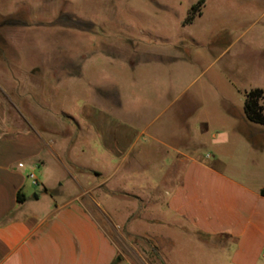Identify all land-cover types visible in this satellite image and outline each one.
Here are the masks:
<instances>
[{
    "label": "crops",
    "instance_id": "crops-1",
    "mask_svg": "<svg viewBox=\"0 0 264 264\" xmlns=\"http://www.w3.org/2000/svg\"><path fill=\"white\" fill-rule=\"evenodd\" d=\"M100 67L82 66L79 78ZM167 67L147 69L164 74ZM185 67L192 70L189 63ZM70 83L50 82L49 90H63L65 99ZM40 90H21L16 102L0 91V264H150L134 242L138 238L149 242L159 264H264V159L256 155L264 150V125L246 117V96L237 118L246 130L233 132L232 123L220 116L225 123L210 133L209 118L192 117L189 129H177L181 143L173 145L166 124L154 128L156 117L125 118L94 103H84L73 115L66 99L59 104L60 116L53 108L57 100L52 105L50 97L44 105ZM189 90L190 83L177 98ZM211 90L217 102L229 101L225 86ZM200 107H192L191 114L199 115ZM159 147L167 151L151 160L154 169L146 165L136 172L135 163ZM104 157L110 169L97 166ZM88 174L98 177L96 187L107 182L115 197L134 200L136 209L100 212L101 201L88 194ZM138 220L158 229L139 230Z\"/></svg>",
    "mask_w": 264,
    "mask_h": 264
},
{
    "label": "rangeland",
    "instance_id": "rangeland-1",
    "mask_svg": "<svg viewBox=\"0 0 264 264\" xmlns=\"http://www.w3.org/2000/svg\"><path fill=\"white\" fill-rule=\"evenodd\" d=\"M198 1L0 0L1 94L16 102L21 90L26 93L32 86L39 87L40 101L48 106L50 97L52 105L57 100L53 108L62 116L63 90L54 94L49 83L62 86L69 80L72 90L65 98L66 109L73 115L84 103H94L125 118L149 121L156 117L154 128L166 124L165 134L173 145L181 143L177 129H189L186 125L192 117L209 118L210 133L224 122L220 116L232 123L233 132L246 130L237 119L241 101L250 89L264 87V0H206L202 14L184 23ZM86 56L91 60L82 62ZM105 56L118 61L105 60ZM161 63L169 66L164 74L149 71ZM188 63L192 70L185 67ZM178 64L181 68L175 69ZM84 65L85 71L91 65L101 67L79 78ZM78 82L84 84L78 87ZM188 83L190 90L177 98ZM220 85L226 87L229 101L214 99L211 87ZM28 96L23 98L25 104L30 103ZM121 101L134 103L127 107L119 105ZM198 103L203 110L193 116L192 107ZM223 107L231 114L223 113ZM47 118L45 113L41 119ZM158 149L138 160L134 170L146 165L154 169L156 162L151 160L167 151ZM256 155L264 159V150ZM97 162L110 169L109 158ZM88 176V194L101 201L100 212L116 208L123 214L136 209L134 200L115 197L107 182L96 187L98 177ZM118 180L131 187L130 182ZM136 224L139 230L158 229L139 220ZM134 242L150 264H159L147 240Z\"/></svg>",
    "mask_w": 264,
    "mask_h": 264
},
{
    "label": "trees",
    "instance_id": "trees-1",
    "mask_svg": "<svg viewBox=\"0 0 264 264\" xmlns=\"http://www.w3.org/2000/svg\"><path fill=\"white\" fill-rule=\"evenodd\" d=\"M206 0H199L193 4L184 23H191L196 16L202 14V7ZM244 111L249 121L264 125V88L256 87L245 94ZM264 195V189L261 190Z\"/></svg>",
    "mask_w": 264,
    "mask_h": 264
},
{
    "label": "built area",
    "instance_id": "built-area-1",
    "mask_svg": "<svg viewBox=\"0 0 264 264\" xmlns=\"http://www.w3.org/2000/svg\"><path fill=\"white\" fill-rule=\"evenodd\" d=\"M30 177H31V179L33 180V183L37 185V184H38V179H37V177L35 176V174H33V173L30 174Z\"/></svg>",
    "mask_w": 264,
    "mask_h": 264
}]
</instances>
